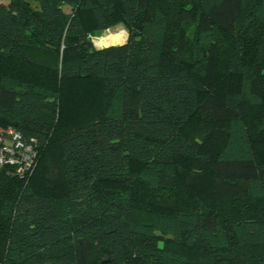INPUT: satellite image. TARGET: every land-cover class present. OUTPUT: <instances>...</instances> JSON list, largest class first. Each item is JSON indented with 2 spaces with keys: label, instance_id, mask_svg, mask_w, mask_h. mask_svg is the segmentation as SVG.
Here are the masks:
<instances>
[{
  "label": "trees",
  "instance_id": "16d2710c",
  "mask_svg": "<svg viewBox=\"0 0 264 264\" xmlns=\"http://www.w3.org/2000/svg\"><path fill=\"white\" fill-rule=\"evenodd\" d=\"M0 61L35 151L0 169V264H264V0H0Z\"/></svg>",
  "mask_w": 264,
  "mask_h": 264
},
{
  "label": "rangeland",
  "instance_id": "374dc122",
  "mask_svg": "<svg viewBox=\"0 0 264 264\" xmlns=\"http://www.w3.org/2000/svg\"><path fill=\"white\" fill-rule=\"evenodd\" d=\"M164 0H154V4L155 5H161L162 2ZM68 10H66L67 12ZM122 31H127L124 26H122L121 24L116 25L115 27L105 30L103 32L97 33L95 35L92 36V43L94 45V47L98 50L100 49H104V48H108V47H112V46H120V44L115 43L114 41L112 43H109L110 45L106 46V43L103 40V37H118L120 35V33ZM128 33V32H127ZM128 39V37H127ZM6 63H4V61H0V71H4V69H6L7 67H5ZM12 67V66H11ZM13 69V67H12ZM17 68L14 67V71H16ZM45 69H40L38 67H30L27 71H23L22 74H25V76L27 78H31V80L37 81L36 83H40L41 85L45 86V87H50L51 85V80L49 79V75H47V73H42ZM21 73L20 70H18V74ZM47 75V76H46ZM24 76V77H25ZM222 81L219 79L218 81H221V87L223 90H227V88H236V80H225V78L221 77ZM239 82V81H238ZM75 90V89H74ZM77 91V90H76ZM77 93V92H76ZM82 95V94H81ZM72 104H74L76 106V104L79 103V101L77 100V97H73L71 101L67 102L66 104V114H65V120L71 121L73 120V118L76 117V113L74 111V109H72ZM257 115L258 119H257V125L262 121V119L264 118V107L256 109L255 111H249L246 116L247 117H251L252 115ZM253 126V132L257 133V130L255 128V124L252 123L251 124ZM248 130L250 132H252V128L251 126H249ZM222 137L220 135V128L218 129V131L216 132V134L212 137L211 142L209 144L210 148H214L216 146H218L221 141ZM263 153V152H261ZM260 153V154H261ZM190 194V193H189Z\"/></svg>",
  "mask_w": 264,
  "mask_h": 264
},
{
  "label": "built area",
  "instance_id": "2783aa9c",
  "mask_svg": "<svg viewBox=\"0 0 264 264\" xmlns=\"http://www.w3.org/2000/svg\"><path fill=\"white\" fill-rule=\"evenodd\" d=\"M35 158L32 146H25L12 129H0V169L21 165V174L30 172Z\"/></svg>",
  "mask_w": 264,
  "mask_h": 264
},
{
  "label": "clouds",
  "instance_id": "9594fccd",
  "mask_svg": "<svg viewBox=\"0 0 264 264\" xmlns=\"http://www.w3.org/2000/svg\"><path fill=\"white\" fill-rule=\"evenodd\" d=\"M127 31H122L118 37H114V42L120 45H123L124 43L127 42V37H128ZM107 46V45H106Z\"/></svg>",
  "mask_w": 264,
  "mask_h": 264
},
{
  "label": "bare ground",
  "instance_id": "6f19581e",
  "mask_svg": "<svg viewBox=\"0 0 264 264\" xmlns=\"http://www.w3.org/2000/svg\"><path fill=\"white\" fill-rule=\"evenodd\" d=\"M115 36H109V37H103V40H104V42L106 43V45H110L109 43H112L113 41H114V38Z\"/></svg>",
  "mask_w": 264,
  "mask_h": 264
}]
</instances>
